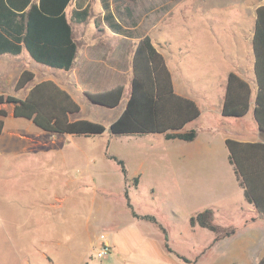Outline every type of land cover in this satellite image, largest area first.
<instances>
[{"label":"rangeland","instance_id":"1","mask_svg":"<svg viewBox=\"0 0 264 264\" xmlns=\"http://www.w3.org/2000/svg\"><path fill=\"white\" fill-rule=\"evenodd\" d=\"M144 2L148 1L73 0L67 8L68 15L75 9H86L88 12L86 22L73 24L74 39L80 50L93 33L105 32L108 14L112 19H118L120 24L118 26L123 27L125 34L132 33L136 36L147 30L149 23H155L163 17L162 14L166 10L164 6L148 8ZM104 3L110 7L108 13L103 8ZM189 11L187 5L178 8L174 14L178 16L181 13L180 18L184 21H175L178 24L167 35L170 36L174 49L182 47L184 52H187L189 60L185 59L186 63L185 60L183 63L191 67L187 68L186 73L194 72L196 78L197 75H201L199 74L201 67L223 62L219 58L221 53L218 44L212 37L211 28L215 27H212L211 21L226 23L230 18L228 16L219 18L215 11H212L213 14H197L196 17V14L192 15ZM192 11L194 12V7ZM158 27L164 26L161 23ZM164 35L163 31H159L160 37ZM158 40L163 41L162 38ZM4 59L8 60L9 56ZM124 71L126 85L121 103L116 109H106L92 104L81 90H75L74 93L71 91L80 106L81 111L78 115L80 119L108 125L116 118L117 113L124 107L130 91L128 60L124 63ZM0 91L15 95L13 88L8 86L0 88ZM205 91L212 93V100L215 103L218 90ZM25 93L23 90L16 96L22 98ZM0 108L8 113V119L4 121L6 131L0 136V264H73L69 249H73L74 257H81L80 250L84 251L89 240L82 244L77 242V239H74L75 232L70 234L63 225L76 230L85 216L92 213L82 201L84 190L78 185H75L74 197L66 200L64 208L58 210L57 197L64 193L62 179L58 178L60 176L55 169L61 166L59 159L52 158L51 153H46L43 157L41 152H24L26 142L21 138L10 137L13 132L32 137L43 145L65 146L67 152L74 144L81 146L92 144L96 148L107 141L110 142L108 154L120 157L124 161L128 175L124 178L119 166L114 161H109L105 177L93 175L95 181L91 183V193L97 192L102 196V199L97 200L107 203L108 214L117 217V226H126L134 221L124 197L127 192L132 210L137 215L153 216L158 225L165 230L168 246L189 264L209 263L207 259H199L196 262L195 260L201 248L208 245L213 235L199 227L197 223L192 226V218H196L207 209L214 214L213 223L220 226L244 218L246 203L244 191L237 185L236 178L239 177L234 173V166L222 160L216 164L213 162L204 166L202 164V167L188 164V168H178L167 157L169 149L167 146L174 142L166 141L163 135L110 137L103 134L89 138L56 135L43 132L26 120L10 117L12 105L5 104ZM88 156L90 160H99L97 152L93 149ZM58 161L59 163L55 164ZM133 161L142 163L141 170L131 166ZM74 171L78 176L79 169ZM134 172L140 174L137 183L133 180ZM219 179L221 183H218ZM144 224L134 223L136 230L141 234L154 230L151 237L158 245L155 240L153 244L161 248L165 235L159 232V226L157 225L158 231V228L152 225L151 230H148L149 226ZM224 235L225 232L219 234L220 237ZM100 245V239L94 242L93 253L94 250L96 253ZM75 248L77 250H74ZM107 263L104 258L101 261L93 259L92 264Z\"/></svg>","mask_w":264,"mask_h":264},{"label":"crops","instance_id":"2","mask_svg":"<svg viewBox=\"0 0 264 264\" xmlns=\"http://www.w3.org/2000/svg\"><path fill=\"white\" fill-rule=\"evenodd\" d=\"M147 1L144 4L148 8L159 6L166 8L162 14V18L158 19L155 23H149V28L136 36L132 33L125 34L123 27H119L118 19H112L108 14V27L106 26L105 32L93 33L87 39L82 50L77 47L75 66L68 72L39 65L25 51L16 57L9 56L8 60L4 59L8 55L0 56V88L4 86L14 88L20 74L24 70H28L34 74V80L25 89L26 93L22 98H18L16 96L18 92H14V90L15 95L6 94L1 91L0 94L11 95L22 100L33 85L45 80L54 81L63 90L67 91L74 101L73 93L75 90L95 94L117 86L124 88V85H126L124 83V63L127 60L130 61V85L133 76L131 58L137 43L144 37H148L164 59L166 68L171 75L174 93L193 101L199 110V116L194 121L185 125L181 130V132L195 130L197 132L195 140L185 143V146L181 144L184 142L168 140V142H174L173 144H169L170 146H167L169 148L167 149L169 161L175 163L178 168H188V164L190 166L199 165L202 167V164L203 166L209 162L216 164L220 160L231 166L226 140L230 139L242 144H264V128L260 127L256 117V111L258 110V120L260 119L263 124L262 126H264V33L256 51L253 44L258 10L264 8V0ZM185 5L190 8L192 15L196 14V17L202 14H213L212 11H215L218 13L219 18L222 16L230 18L226 23L217 22L216 20L211 21L212 27H215L214 29L211 28L212 37L218 44L221 53L219 54V58L223 62H220L218 65L201 67L199 71L201 75H197L198 79L197 77L195 78L194 72L191 74L189 72L186 73L188 71L187 68L191 67V65L189 67L184 64L186 63L185 59H188L187 52H184L182 47L174 49L170 36L167 35L178 24L175 21L183 20V18H180L181 13L178 15L179 17L174 13L177 12L180 6ZM193 7L194 12L192 11ZM103 8L105 12H109L110 7L106 3L103 4ZM66 15L69 18L70 15L67 14V9ZM161 23L164 26L163 28L158 27ZM181 30L183 29L181 28ZM159 31L164 32V37L159 36ZM159 38H162L163 41H159ZM256 72L260 74L262 80L260 107L256 104L259 89ZM230 73L238 75L251 89L248 110L244 116L238 118L222 115L227 78ZM200 82L201 85L199 86ZM212 89L218 90V98L215 103L212 100V93L205 91ZM119 105L112 109L118 108ZM123 109L124 107L111 122L118 118ZM79 113L70 115L69 119L71 121L79 120ZM10 114V117H13L12 112ZM6 119H8V116L3 120L5 121ZM5 131L6 126L4 122L3 131L0 136ZM12 134L10 137L21 138V140L26 142L23 148L24 152H41L43 157L44 154L51 153L52 158L55 160L59 159L61 166L55 169H57L56 173L60 176L58 178L62 179L61 185L64 187V193L57 197V208L59 211L64 208L66 200L74 195L76 190L75 185L84 190L81 199L91 209L92 213L85 216L82 224L76 230L71 227L68 228L65 224L63 225V228L67 229L70 234H74L75 232L74 239H77V242L82 244L85 240H89L87 244L85 243L84 251L80 250L81 257H74L72 254L73 249H69L70 260L73 264H92L93 259H98L96 257L97 251L105 244L110 248V254L105 258L108 262L107 264H189L178 258V254L171 248L172 252H167L164 247V241L161 242V248L155 246L153 244L155 239L151 237L154 230L150 233L141 234L136 230L134 223L143 222L145 223L144 225L149 226L148 230H151V225L152 227H157V225L148 221L135 219L131 215L134 220L133 222H129L126 226H117V217L108 214V209H106L107 203L97 200V198L102 199V196H99L97 192L91 193V183L95 181L93 175L102 178L107 175L108 163L112 161L109 159V156L121 160L120 157L108 154L110 142L107 141V143L96 148L92 144H88L87 146L74 144L72 145L73 148H68L67 152L64 148L65 146H47L27 135L15 132ZM92 149L97 152L99 160L89 159L88 154L91 153ZM59 161L55 162V164L59 163ZM72 161L74 163H71ZM131 164V166H136L141 170L142 163L133 161ZM75 169H79L80 171L78 176L74 171ZM139 177L140 174L134 172L133 178L139 179ZM236 181L238 182L237 185L244 191L239 179L236 178ZM218 183H221L220 179ZM244 202L246 203V210L243 211L244 218L235 222L222 224L223 226L213 223L219 228V231L217 233L209 231L213 235L208 245L201 248V252L196 257L195 262L199 259H207L208 264H258L264 257V213L259 211L253 203H250L245 198V194ZM212 216L214 219L213 213ZM159 232L162 234L160 230ZM221 232H225L223 237L219 236ZM230 232H232L230 235H226ZM99 239L101 240V247L96 253L95 250L93 253L94 242ZM154 242L157 243L156 240ZM74 250L77 249L75 248ZM98 260L101 261L102 259Z\"/></svg>","mask_w":264,"mask_h":264},{"label":"trees","instance_id":"3","mask_svg":"<svg viewBox=\"0 0 264 264\" xmlns=\"http://www.w3.org/2000/svg\"><path fill=\"white\" fill-rule=\"evenodd\" d=\"M73 0H0V56H19L25 51L37 64L44 67L68 72L75 66L78 44L74 39L72 25L86 22V9H75L69 18L66 9ZM264 33V8L258 10L254 37L255 51ZM133 76L130 91L122 113L108 125L79 119L71 121L70 115L79 113V105L71 95L52 80H45L33 85L24 99L0 94V105H12V116L15 119L30 121L43 132L56 135L93 137L106 133L109 136H144L163 135L166 141L176 140L190 143L195 140L197 132H181L188 123L199 116L197 105L174 93L171 75L166 68L161 54L155 49L148 37L141 39L131 58ZM257 73L259 89L256 104L260 107L262 80ZM34 80V74L24 70L13 90H25ZM124 88L117 86L95 94L84 92L92 103L109 109L119 105ZM251 89L238 75L230 73L222 107L225 117H242L248 110ZM8 113L0 109V135L4 127V118ZM257 121L261 128L262 121ZM229 161L234 166L245 198L264 213V144H242L226 140ZM127 177L125 163L116 157L109 156ZM137 183L138 178L133 179ZM127 208L135 219L158 225L150 215H137L125 192ZM212 211L207 209L191 219L192 226L217 233L219 228L213 224ZM159 226V225H158ZM164 238V247L168 246L165 230L159 226ZM232 232L227 233L230 235ZM182 261L186 259L177 255ZM258 264H264V257Z\"/></svg>","mask_w":264,"mask_h":264},{"label":"built area","instance_id":"4","mask_svg":"<svg viewBox=\"0 0 264 264\" xmlns=\"http://www.w3.org/2000/svg\"><path fill=\"white\" fill-rule=\"evenodd\" d=\"M110 254V248L108 245H103L96 253L98 259H104Z\"/></svg>","mask_w":264,"mask_h":264},{"label":"water","instance_id":"5","mask_svg":"<svg viewBox=\"0 0 264 264\" xmlns=\"http://www.w3.org/2000/svg\"><path fill=\"white\" fill-rule=\"evenodd\" d=\"M89 102H91V101H89ZM92 103V102H91ZM92 104H94V103H92ZM94 105H96V104H94Z\"/></svg>","mask_w":264,"mask_h":264}]
</instances>
